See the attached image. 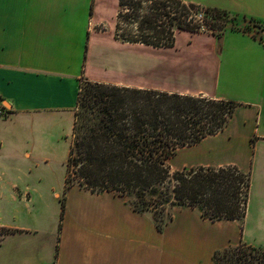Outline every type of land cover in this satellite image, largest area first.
<instances>
[{"label": "crops", "instance_id": "0c3cea01", "mask_svg": "<svg viewBox=\"0 0 264 264\" xmlns=\"http://www.w3.org/2000/svg\"><path fill=\"white\" fill-rule=\"evenodd\" d=\"M181 1L225 13L224 30L176 32L174 47L159 49L149 88L108 78L121 43L112 32L119 0L117 8L106 0H0V103L8 111L0 119V227L16 231L0 239V264H214L216 251L242 243L264 249V0ZM251 21L262 26L258 36L243 31ZM86 80L238 103L224 131L185 150L191 168L250 175L244 222L175 209L160 232L126 199L78 187L54 224L33 215L32 188L45 179L35 173L34 127L67 115L74 126Z\"/></svg>", "mask_w": 264, "mask_h": 264}, {"label": "trees", "instance_id": "16d2710c", "mask_svg": "<svg viewBox=\"0 0 264 264\" xmlns=\"http://www.w3.org/2000/svg\"><path fill=\"white\" fill-rule=\"evenodd\" d=\"M130 1L119 0L118 19L135 24L137 35L130 39L125 32L120 33L118 25L115 36L122 43L172 48L176 32H199L189 17L201 7L170 0L176 6L175 13H168V5L160 3L149 8L150 14L141 15L143 1H139L133 5V19L125 13ZM206 11L215 22L226 19L217 9ZM239 106L229 100L85 81L75 112L61 219L67 192L78 187L126 199L135 212L151 215L160 232L173 220L175 209H196L214 222L243 223L250 175L235 167L176 172L170 167L181 151L224 131ZM15 232L0 227V239ZM213 262L264 264V249L242 243L216 251Z\"/></svg>", "mask_w": 264, "mask_h": 264}, {"label": "rangeland", "instance_id": "374dc122", "mask_svg": "<svg viewBox=\"0 0 264 264\" xmlns=\"http://www.w3.org/2000/svg\"><path fill=\"white\" fill-rule=\"evenodd\" d=\"M106 1L107 3L101 2L100 4H104L106 7L109 4L111 8H113L112 5L114 6L116 4L117 8V0ZM139 1H143V9L141 15L150 14L149 8L152 6H154V8H157L160 3H165L166 5H168V13L171 12L173 14L176 12V6L173 5L170 0H131L128 3V7L125 8V13L131 14V17L133 19L136 18V14L133 10V5H135ZM192 16L193 14L191 13L189 21L192 22L193 25L198 27L199 24L194 22L193 19L190 20ZM225 21H213L211 23V28L216 29L217 31L216 33H214V35L219 36L220 31L224 30V26L226 23ZM118 25L120 27V33L125 32L127 35H130V39L136 37L137 26L135 24L128 25V23H124L122 21L120 22L118 19L115 29L113 28L114 30H112L113 33L115 32V35L118 31ZM101 27L97 29L99 33L102 31ZM103 32H106V30H104ZM197 33L211 34L210 32H206L204 30H201ZM183 40L184 35H181L180 42H182ZM116 47L118 48L119 53L117 54V57L115 59V64L112 66L109 65L107 68V70L112 72L113 74L112 77L108 78L118 82V84L149 88L156 87L155 71L157 70V63L155 59L156 56L159 55L160 50L151 46H134L133 44L122 42L117 44ZM140 58L145 60V65H139ZM159 70H161V68H159ZM114 81H112V83ZM83 82L82 85L85 84V81ZM65 117L66 118L62 120L61 123H56V121L53 122V119H51L48 123H45L42 126L38 125L37 127V125H35L34 127L35 136L32 158L35 160V173L37 174V172L40 171L41 173H43L45 179L44 181H42V183L37 184L36 187L32 188H35L36 190H33L31 192L33 201L32 203H30V209L33 215L37 217L41 216V218L45 219L49 225L55 223L57 216H59V213L61 215L60 202L63 198L65 172L67 170L66 164L73 143V120L68 118V115ZM187 152V150L181 151L179 155L173 161H171L170 167L172 172L191 168L190 164L188 165ZM57 195H60L61 197L57 199Z\"/></svg>", "mask_w": 264, "mask_h": 264}, {"label": "built area", "instance_id": "2783aa9c", "mask_svg": "<svg viewBox=\"0 0 264 264\" xmlns=\"http://www.w3.org/2000/svg\"><path fill=\"white\" fill-rule=\"evenodd\" d=\"M193 19L194 22H196L197 24H199V31L204 30L206 32H210V33H216V29H212V22L213 19L210 17V15L207 13L206 9H199L197 11H195V13H193V16L190 18V20ZM250 26L247 27V29L243 30L244 32H249V33H253L254 36H258V34H260V30L259 28H262L261 25H259L256 22L251 21ZM7 108L0 103V119H3L7 116Z\"/></svg>", "mask_w": 264, "mask_h": 264}]
</instances>
